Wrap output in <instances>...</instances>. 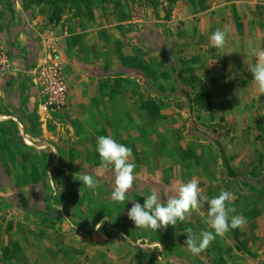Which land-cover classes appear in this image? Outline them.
I'll return each mask as SVG.
<instances>
[{
  "label": "crops",
  "instance_id": "obj_1",
  "mask_svg": "<svg viewBox=\"0 0 264 264\" xmlns=\"http://www.w3.org/2000/svg\"><path fill=\"white\" fill-rule=\"evenodd\" d=\"M133 22L54 25L39 8L0 0V48L12 65L0 76V264H264V95L248 71L250 50L264 47V0L192 1L165 26ZM216 29L227 32L217 50ZM49 38L68 91L64 109L43 115L33 72ZM99 135L132 149L123 204L110 200ZM81 174L100 188L82 187ZM189 179L209 197L233 192L228 206L247 221L197 255L185 231L210 230L206 208L156 231L127 216L148 192L164 202Z\"/></svg>",
  "mask_w": 264,
  "mask_h": 264
},
{
  "label": "clouds",
  "instance_id": "obj_2",
  "mask_svg": "<svg viewBox=\"0 0 264 264\" xmlns=\"http://www.w3.org/2000/svg\"><path fill=\"white\" fill-rule=\"evenodd\" d=\"M209 40L212 48L221 49L227 40L225 30H214ZM254 62L248 66L253 84L261 95H264V47H253L250 50ZM95 153L99 157V165L109 169L113 174L112 192L110 200L123 204L127 200V193L133 186L136 164L132 159V149L106 135L96 137ZM82 187L98 190L100 182L92 175L81 174L76 179ZM175 194L162 202L155 190L143 196V203L134 202L127 212L128 219L137 229L157 230L167 226L175 227L193 211L206 207L204 215L208 229L193 232L188 228L185 233L187 239L183 246L189 253L197 255L205 250L217 237L223 236L230 229H238L247 223L246 219L235 213V208L228 206L235 199L233 192L221 191L218 195L209 197L202 194L195 179L187 182L179 181ZM129 202V201H128Z\"/></svg>",
  "mask_w": 264,
  "mask_h": 264
},
{
  "label": "rangeland",
  "instance_id": "obj_3",
  "mask_svg": "<svg viewBox=\"0 0 264 264\" xmlns=\"http://www.w3.org/2000/svg\"><path fill=\"white\" fill-rule=\"evenodd\" d=\"M26 6H34L42 11L51 24L58 25L63 19L84 17L97 19L106 16L119 22H127L136 27L139 20L143 30L147 25L170 20L174 7L187 2L207 0H21ZM140 24V23H139ZM206 208V207H204ZM2 251V255H3ZM20 252H18L19 254ZM3 264V263H2Z\"/></svg>",
  "mask_w": 264,
  "mask_h": 264
},
{
  "label": "built area",
  "instance_id": "obj_4",
  "mask_svg": "<svg viewBox=\"0 0 264 264\" xmlns=\"http://www.w3.org/2000/svg\"><path fill=\"white\" fill-rule=\"evenodd\" d=\"M45 51L47 53L38 61L33 74L41 96L39 110L43 115H48L64 109L68 89L54 38L46 41ZM11 71L10 57L0 48V76L8 75Z\"/></svg>",
  "mask_w": 264,
  "mask_h": 264
},
{
  "label": "trees",
  "instance_id": "obj_5",
  "mask_svg": "<svg viewBox=\"0 0 264 264\" xmlns=\"http://www.w3.org/2000/svg\"><path fill=\"white\" fill-rule=\"evenodd\" d=\"M206 206V205H205Z\"/></svg>",
  "mask_w": 264,
  "mask_h": 264
}]
</instances>
